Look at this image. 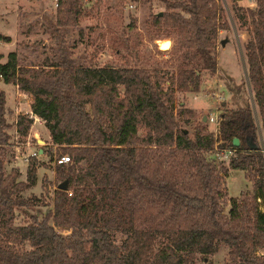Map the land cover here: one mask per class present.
Returning <instances> with one entry per match:
<instances>
[{
	"label": "trees",
	"instance_id": "1",
	"mask_svg": "<svg viewBox=\"0 0 264 264\" xmlns=\"http://www.w3.org/2000/svg\"><path fill=\"white\" fill-rule=\"evenodd\" d=\"M162 1L166 9L152 15L151 25L172 38L175 68L166 89L155 68L111 61L81 67L68 56L59 28L76 24L79 0L56 2L53 59L22 65L10 50L0 62V80L31 96L30 111L43 121L49 143L69 158L55 164L66 189H53L45 215L28 213L32 203L21 192L34 184V160L24 180L17 170L5 172L13 150L0 91V264H194L219 245L226 248L222 264H264V0H232L229 7L236 29L248 24L242 52L256 122L248 97L238 104L227 78L235 106L219 120L220 139L233 149L226 165L210 157L214 140L203 126L180 128L177 114L193 111L173 107L174 89L197 92L201 70L215 69L213 38L230 29L223 6ZM0 40L9 37L0 33ZM239 84L244 92V79ZM30 123L17 114L16 132L25 136ZM230 170L244 173L249 193L226 198L222 177ZM15 210L27 214L26 222L12 223Z\"/></svg>",
	"mask_w": 264,
	"mask_h": 264
},
{
	"label": "rangeland",
	"instance_id": "2",
	"mask_svg": "<svg viewBox=\"0 0 264 264\" xmlns=\"http://www.w3.org/2000/svg\"><path fill=\"white\" fill-rule=\"evenodd\" d=\"M24 1L0 0V32L8 35L15 32L14 36L9 38L12 40L9 45L0 44V58L5 59L8 51L15 50L19 64L38 65L54 57L52 47L57 42V31L54 29L55 0H29L27 5ZM218 1L223 6L224 17L228 20L230 29L227 32L218 30L213 38L211 51L215 59V69L212 73L201 70L197 92L174 89L173 107L175 110L185 108L193 111V115L177 114L180 128L191 133L195 126H203L212 134L215 142L210 157L215 165L218 163L226 165L233 149L226 142L218 143L214 138L213 121L210 118L219 121L221 114L235 106L225 86L227 78L232 80L238 104L244 95L248 97L246 87L243 92L239 83L244 77L243 65L245 68L242 45L249 37V32L248 28H245L248 27L247 22L242 28L236 29L238 22L232 18L229 11L233 1ZM235 3L254 6V0H237ZM79 4L81 11L76 24L59 28L68 46V56L75 58L77 65L99 67L109 61L116 64H137L158 70L165 80L162 84L163 89L170 85L175 68V61L168 53L172 38L166 29H156L151 25L152 15L166 9L162 0H79ZM16 13L18 19L14 21ZM162 39L170 40L168 47L167 43L162 44L167 48H159L158 43ZM10 90L11 86L0 80V91L5 98L4 116L10 124L6 132L10 136L9 144L13 150V154L8 155L4 161V169L6 173L17 170L18 179L24 180L28 160L33 158L36 169L35 181L30 188L21 192V196L32 203V209L28 213H35L40 217L50 210L52 191L61 182L55 171L57 164L55 160L59 157V152L46 140L45 128L40 121L29 125L25 136L16 132L15 117L17 114H23L22 110L27 107L25 103H21L20 111L16 114L14 106L17 99L13 89ZM68 162L63 165H67ZM222 183L226 198L251 191L250 182L241 170H230L226 177H222ZM70 194L69 190L68 195ZM227 209L228 205L224 204L222 212L226 213ZM26 220L27 214L14 211L12 219L14 225L22 224ZM122 239L121 234L114 235L116 243H120ZM24 248L27 249L28 246L24 245ZM225 259L226 248L219 245L212 255L206 256L203 260L196 256L194 264H206V260L211 264H222Z\"/></svg>",
	"mask_w": 264,
	"mask_h": 264
},
{
	"label": "built area",
	"instance_id": "3",
	"mask_svg": "<svg viewBox=\"0 0 264 264\" xmlns=\"http://www.w3.org/2000/svg\"><path fill=\"white\" fill-rule=\"evenodd\" d=\"M57 0L54 1V4L56 5L57 3ZM22 93V92H21ZM25 98L23 96H20L17 100H16V107H15V112L16 114L20 111L19 107L21 105V103H25L24 105L26 107H29V104L24 100ZM23 111V114H25L28 118L31 119V124H33L34 122L38 121L40 118L37 117L36 115H34L30 109H25V110H22ZM211 121H213V130H212V133H213V136L214 138L218 141V143H223V141L220 139V129H219V121L214 118V120L212 118H210ZM215 143V142H214ZM214 145V144H213ZM26 160V158H25ZM67 161H69V158L68 156L66 155H60L58 158H56L55 162L57 164H63V163H66Z\"/></svg>",
	"mask_w": 264,
	"mask_h": 264
},
{
	"label": "water",
	"instance_id": "4",
	"mask_svg": "<svg viewBox=\"0 0 264 264\" xmlns=\"http://www.w3.org/2000/svg\"><path fill=\"white\" fill-rule=\"evenodd\" d=\"M157 13L160 14L161 11H158ZM163 43H167V47H168L169 44H170V40L169 39L160 40V42L158 43V46H159L160 49L167 48V47L162 46ZM221 43H223V40H221ZM241 61H242V58H241ZM243 73H244L243 74V76H244L243 79H244V83H245V87H246V92L248 94L249 103H250V106H251V109H252V113H253V116H254L255 122H256L254 107L252 105L251 94H250V91H249V85H248V81H247L244 65H243ZM257 131H258V129H257ZM258 133H259V131H258ZM231 141H232V145L233 146H237L238 145V139L237 138L234 137V138H232ZM247 146H248L249 149H254L255 148V145L251 144V143H247ZM66 186H67L66 180H63L60 183H58L55 188L59 189V190H65Z\"/></svg>",
	"mask_w": 264,
	"mask_h": 264
},
{
	"label": "crops",
	"instance_id": "5",
	"mask_svg": "<svg viewBox=\"0 0 264 264\" xmlns=\"http://www.w3.org/2000/svg\"><path fill=\"white\" fill-rule=\"evenodd\" d=\"M29 0H25L24 1V3L26 4L27 2H28ZM31 1V0H30ZM19 5V4H18ZM17 5V6H18ZM27 5V4H26ZM18 8V7H17ZM18 18H17V13H16V15H14V21L15 20H17ZM1 33V32H0ZM14 33L15 32H13V34L12 35H8V34H5V33H1V34H3V35H7L9 38L11 37H13L14 36ZM12 42V40L10 39V40H8V41H3V40H0V44L1 43H8V45L10 44ZM5 59H4V57H1L0 58V62H3ZM6 84H9L10 86H11V90L13 89V91H14V96H15V99H18L20 96H23L25 99H26V102L28 103V104H30V102H31V96L30 95H28V94H25V93H21V92H19L17 89H16V87L14 86V85H12V84H10V83H6ZM10 90V91H11ZM15 107H16V104H15V106H14V111H15ZM28 109H30L29 107H27ZM16 113V112H15ZM38 121H40L42 124H43V121L42 120H38ZM36 122H34L33 124H35ZM45 128V127H44ZM45 132H46V140L47 141H49V136H48V131H47V129L45 128Z\"/></svg>",
	"mask_w": 264,
	"mask_h": 264
}]
</instances>
